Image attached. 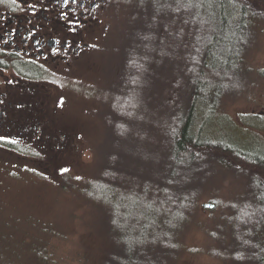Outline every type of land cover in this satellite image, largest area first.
Listing matches in <instances>:
<instances>
[{
	"label": "rangeland",
	"instance_id": "1",
	"mask_svg": "<svg viewBox=\"0 0 264 264\" xmlns=\"http://www.w3.org/2000/svg\"><path fill=\"white\" fill-rule=\"evenodd\" d=\"M245 1L254 6V17L248 19L249 40L239 58V73L199 125L210 139L225 137L229 146L263 151L264 0ZM190 4L191 0H109L91 47L77 67L45 84L49 128L44 127L51 133L44 128L34 134L35 140H14L30 145L35 155L19 154L0 141V264H101L106 258L111 244L99 230L97 212L71 186L63 190L62 177L93 176L106 135L105 113L119 118L125 127L143 124L139 134L154 130L153 137L159 136L156 124L174 116V106L161 97L171 99L177 76L193 73L209 38L207 31L215 25L214 10ZM129 131L124 135L130 148L118 157L147 170L150 164L142 166L139 161L147 156L152 164L154 149L138 146ZM0 136L8 135L4 131ZM210 155L209 161L194 167L188 185L174 191L186 194L199 186L182 239L184 249L169 264H225L226 255V259L210 255L219 246L218 229L226 227L231 216L240 221L247 209L258 205L250 192L247 195L246 169L255 174L259 169L228 154ZM131 192L122 194L128 200ZM138 192L133 191L136 196Z\"/></svg>",
	"mask_w": 264,
	"mask_h": 264
},
{
	"label": "trees",
	"instance_id": "2",
	"mask_svg": "<svg viewBox=\"0 0 264 264\" xmlns=\"http://www.w3.org/2000/svg\"><path fill=\"white\" fill-rule=\"evenodd\" d=\"M191 4L198 9L214 10L215 25L207 31L209 38L205 46L202 44L193 73L177 76V90L170 93L171 99L160 96L174 106V116L165 118L163 123L159 121L160 127L156 124L160 138L151 136L154 130L146 129L139 134L143 124L125 127L119 118L107 112L106 135L93 176L73 179L65 173L62 177V189L69 191L71 186L97 212L99 230L111 244L101 264H169L170 258L177 259L184 249L182 239L191 222L199 186L186 194L174 191L188 185L187 179L193 175L194 167L209 161L210 153L215 151L259 169L258 174L246 169L249 173L247 195L250 192L258 205L254 203L251 210L247 209L240 221L231 216L227 226L218 229L219 246L214 248L218 251L212 249L210 255L225 259L227 256L225 264H264V177L260 173L264 172V150L246 151L215 141L199 125L206 111L216 109L227 87L233 84L234 75L239 73L241 48L248 35V19L254 17L251 12L254 6L245 0H191ZM147 97L148 102V94ZM127 131L138 146L154 149V158L149 160L152 164L147 162V156L139 161L142 166L150 164L147 170L138 169L128 161L124 163L118 157L130 148L124 135ZM6 145L19 154L35 155L30 145ZM127 189L132 190L128 200L122 194ZM134 190L139 191L138 196ZM116 235L124 237L120 239L124 242L117 240Z\"/></svg>",
	"mask_w": 264,
	"mask_h": 264
},
{
	"label": "flooded vegetation",
	"instance_id": "3",
	"mask_svg": "<svg viewBox=\"0 0 264 264\" xmlns=\"http://www.w3.org/2000/svg\"><path fill=\"white\" fill-rule=\"evenodd\" d=\"M29 2L32 0L16 4L0 0V37L10 42L6 45L0 40V49L4 50L0 51V132L5 131L8 140H35L34 134L49 128L45 109L49 90L45 84L77 67L109 7V0H77L68 6L56 0H35L33 16L26 7ZM96 3L101 8L97 9ZM62 12H69L67 18H61ZM70 20L80 27L70 31ZM29 31L35 35L26 42ZM10 32L14 34L8 35ZM36 40L41 43L35 45ZM54 47L60 49L58 54L52 53ZM9 79L11 84L7 83Z\"/></svg>",
	"mask_w": 264,
	"mask_h": 264
},
{
	"label": "snow or ice",
	"instance_id": "4",
	"mask_svg": "<svg viewBox=\"0 0 264 264\" xmlns=\"http://www.w3.org/2000/svg\"><path fill=\"white\" fill-rule=\"evenodd\" d=\"M56 2L58 4L59 3H62L64 6H68L70 2L72 4H76L77 0H56ZM12 3H14V4H16V3H24V0H12ZM81 6H83V3H81ZM26 7H27V10L30 11L31 14L34 16L35 15L34 9L37 7V4L35 3V0H32V2L27 3L26 4ZM95 7L97 9H99V8H101V4L100 3H96L95 4ZM45 11H47L46 8H45ZM69 12H73L74 13L75 12V9H69ZM69 12H62L61 13V18H67ZM68 23H69V30L70 31H75L77 28L80 27V25L76 24L74 20H70V21H68ZM0 27H2V24H0ZM12 34H14V33L13 32L8 33V35H12ZM34 35H35V32L34 31H29L28 36L24 38L25 41L27 42V40H29ZM0 40H2L3 43L6 44V45L10 43L7 39H5L3 37H0ZM34 43H35V45H39L41 43V41L40 40H36ZM56 44L59 45L60 44V41L57 40L56 41ZM66 46L67 47H71L70 42H66ZM0 51H4V50L3 49H0ZM59 51H60V49L58 47H54L52 49V53L54 55L55 54H58ZM0 63H3V61H0ZM7 83L11 84L12 83V80L9 79L7 81ZM0 141H6L8 143H15L16 142L14 140H8V138L7 137H4V136H0ZM61 171L62 172L63 171H67V169H62ZM78 179H79V177H78ZM206 207H207V205H206Z\"/></svg>",
	"mask_w": 264,
	"mask_h": 264
},
{
	"label": "bare ground",
	"instance_id": "5",
	"mask_svg": "<svg viewBox=\"0 0 264 264\" xmlns=\"http://www.w3.org/2000/svg\"><path fill=\"white\" fill-rule=\"evenodd\" d=\"M248 40H249V38H248V35H247L246 38H245V41H244V43H243V46H242V48H241V53H242L244 47L246 46V42H248ZM219 141H225V143H227L225 137H219Z\"/></svg>",
	"mask_w": 264,
	"mask_h": 264
},
{
	"label": "water",
	"instance_id": "6",
	"mask_svg": "<svg viewBox=\"0 0 264 264\" xmlns=\"http://www.w3.org/2000/svg\"><path fill=\"white\" fill-rule=\"evenodd\" d=\"M206 205H207V207H206ZM203 206H204L205 208H209V207H210V208H214L213 205H209V204H204Z\"/></svg>",
	"mask_w": 264,
	"mask_h": 264
}]
</instances>
